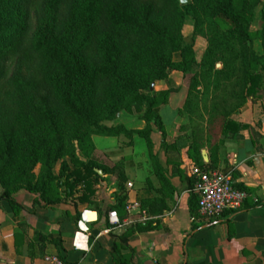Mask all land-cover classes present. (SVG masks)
I'll use <instances>...</instances> for the list:
<instances>
[{
    "label": "crops",
    "instance_id": "0c3cea01",
    "mask_svg": "<svg viewBox=\"0 0 264 264\" xmlns=\"http://www.w3.org/2000/svg\"><path fill=\"white\" fill-rule=\"evenodd\" d=\"M168 81L152 85L157 94L173 89L154 107L163 133L153 122L131 116L118 124L133 131L130 139L91 137L102 165L124 163L123 191L110 172L102 175L92 203L70 209L36 204V195L25 190L14 192L20 208L0 209V264H47L44 257L52 254L69 264H264V100L257 105L247 100L239 109L235 118L249 127L239 138L220 137L206 122L201 125L203 163L212 159L218 170H231L233 185L246 193L240 208L204 219L189 175L197 166L193 133L182 128L187 86L176 72ZM121 196L124 209L115 210L120 226L112 227L108 209Z\"/></svg>",
    "mask_w": 264,
    "mask_h": 264
},
{
    "label": "trees",
    "instance_id": "16d2710c",
    "mask_svg": "<svg viewBox=\"0 0 264 264\" xmlns=\"http://www.w3.org/2000/svg\"><path fill=\"white\" fill-rule=\"evenodd\" d=\"M135 1L0 0V21L5 18L4 27L0 32V82L5 75L7 62L15 61L16 69L4 85L16 92L18 96L16 103L19 109L22 112L32 109L38 124H47L57 129L58 120L54 113L57 107H49L50 103L46 101L44 95L40 94V89L53 85L58 90L56 93L58 108L63 109L75 122L73 134L77 151L83 154L84 160H79L75 155H69L74 165L72 168L63 166L66 172L57 185L61 193L63 192L64 198H74L75 205L92 203L95 200L97 183L106 173L111 172L117 175L116 185L120 192L123 191L121 183L125 180L122 173L124 163L119 162L112 168L102 165L93 155L95 149L91 136L124 135L130 139L133 131H128L121 125L105 128L94 124L90 127L86 118L93 100L100 94L99 88L104 94L109 88L118 93L133 88L130 81L132 78H129L131 75H128L126 65L123 66L124 54L127 51L135 52L144 60V63H150L149 66L154 69L161 68L140 95L141 102L151 114L148 117L149 121L152 120L151 122L161 132V122L154 107L173 89L169 88L166 92L157 94L150 87L156 81H168L167 69L186 73L196 64L192 43L175 49H171L172 47L167 43L164 26L155 19V4L158 1L147 0L140 4ZM173 1L159 0L168 4ZM60 4H65L61 25L38 21L37 28L29 34L31 11L51 9ZM202 4L206 5L209 11V17L204 23L207 46L199 63V73L190 81L193 88L188 91L184 110L190 107V103H200L207 111V126L213 127L216 133L224 137L239 138L238 132L249 127L239 123L233 116L247 100H251L252 103L264 100V54L257 56L254 53L252 41L242 17L260 5V16L264 21V1L193 0L189 4H182L181 9L187 14L194 15L195 5ZM101 17L109 25V29L103 30L99 35L98 47L102 54V62L87 69L81 55L84 52L85 43L96 33ZM215 18L225 21L229 29L218 28L214 22ZM165 46H169L170 50H177L180 60L172 61L169 57L165 58L162 53V48L164 49ZM34 57L39 60L38 80L33 76H25L23 72L26 61ZM217 63L220 64L219 68H216ZM198 83L202 87L201 91L197 89ZM210 95L211 101L208 103L207 98ZM227 104H231V111L227 114L220 113L219 111H224ZM218 119L220 121L217 122ZM16 121L18 120L14 117V122H11L8 127H12ZM145 129H148V125ZM202 134V128L197 132L193 131L191 157L200 168L217 169L214 160L211 159L208 164H204L200 157L202 144L198 141L203 139ZM27 140V138L24 139L22 143L27 149L32 150ZM15 144H20L18 138ZM24 151L26 150L20 153ZM7 154L10 159L12 152L7 151ZM3 168L5 167L0 169L1 186H4L1 179L5 174ZM98 170L102 174H99ZM40 186L28 185L23 189L31 193H36L38 188L45 190L46 185ZM12 193L4 192L0 195V199L6 200L12 209H19L20 207L12 199ZM46 194L41 197L42 202L55 203L54 199H51L48 193ZM124 206L125 196H121L108 211L117 210L120 213ZM112 250L115 251V246Z\"/></svg>",
    "mask_w": 264,
    "mask_h": 264
},
{
    "label": "rangeland",
    "instance_id": "374dc122",
    "mask_svg": "<svg viewBox=\"0 0 264 264\" xmlns=\"http://www.w3.org/2000/svg\"><path fill=\"white\" fill-rule=\"evenodd\" d=\"M108 1L105 0V2ZM146 1L136 0L135 2L140 4ZM157 1L155 4V19L159 20L164 26L167 43L172 47L171 49L192 43L193 55L196 62L195 66L189 68L186 73L171 69L166 70L169 75L176 72L177 75L181 76L183 83L189 91V89L193 88L190 81L194 75L199 73V63L207 46L204 23L209 17V11L204 4L195 5L194 15H190L181 9L182 4L179 0H174L169 4L163 3L164 1ZM191 2L193 0H188V4ZM260 10L261 6L259 5L242 17L252 41V49L257 56L264 54V21L261 19ZM64 13L65 4H60L51 9H43L42 11H31L29 14V34L37 28L38 21L61 25L60 22L63 19ZM214 22L222 30L229 29L227 23L222 19L215 18ZM4 23L5 18H2L0 21V32L4 27ZM107 29H109V25L101 17L96 33L85 43L84 52L81 55L83 64L87 69L101 64L102 54L98 47L99 35L103 30ZM162 53L165 58L169 57L172 61L180 60L177 50H170L169 46H165L164 49L162 48ZM133 54L135 55L133 56ZM143 61L135 52L127 51L124 54L123 66L126 65L128 75H131L129 78H132L130 81L133 88L123 93L114 92L109 88L105 94L99 88L100 94L93 100V104L88 110V117L86 118L88 126L93 127L96 124L105 128H112L118 126L119 122L123 121V118L131 116H137L139 119L149 122L148 117L151 114L141 102L140 95L161 68L154 69L149 66L150 63H144ZM38 63L39 60L36 57L30 61H26L23 67L25 76H33L38 80L40 76L37 73ZM219 67L220 64L217 63L216 68ZM15 69V61L7 62L5 75L0 82V169L5 167L2 169L5 174L1 177L4 186L0 185V195L4 192L11 194L12 192L25 190L23 187L28 185H46L45 190L38 188V191L33 193L36 195V204H40L42 201L41 197L48 193L49 197L55 201L53 204H61L63 208L65 206H69L68 209L70 207L73 208L75 205L74 198H64L63 192L61 193L57 185L66 172L63 170V166L66 165L72 168L74 165L69 155H75L79 160H84L83 154L77 151V143L73 134L75 122L63 109L58 108L56 100L58 90L53 85H47L40 89V94L44 95L46 101L50 103L49 107H57L54 112L58 120L57 129H53L47 124H38L34 112L30 108L22 112L16 103L18 101L16 92L4 85V82L11 77ZM196 77L198 78V76ZM197 89L198 91L202 90L200 83L197 84ZM210 97L211 95L208 96L207 102L211 101ZM253 105H257V102L253 103ZM231 109V104H227L224 107V111L220 110L219 112L227 114ZM184 111L185 119L182 128L188 134H192L194 130L197 132L201 125L207 121V111L202 108L200 103H190V107ZM14 117L18 121L12 127H8L11 122H14ZM219 136L221 137L222 135ZM17 138L20 141L18 145L15 144ZM26 138L30 142L32 150L24 146L23 141ZM23 150L26 151L20 153ZM7 151L12 152L10 159L8 158ZM93 155L95 156L94 152ZM97 158L99 161L101 160L100 155H97ZM8 160L10 161L8 162ZM52 176L54 178H50ZM103 180L100 179L97 186L102 187L101 183ZM5 205H8L7 201L0 199V209L4 208Z\"/></svg>",
    "mask_w": 264,
    "mask_h": 264
},
{
    "label": "built area",
    "instance_id": "2783aa9c",
    "mask_svg": "<svg viewBox=\"0 0 264 264\" xmlns=\"http://www.w3.org/2000/svg\"><path fill=\"white\" fill-rule=\"evenodd\" d=\"M189 175L193 179L192 193L196 199L197 213L201 218L212 219L222 215L226 210H236L242 206L246 193L235 187L232 181L231 170L203 169L192 166ZM132 190V184H127ZM133 207V203L126 204V211ZM108 222L112 227L120 226L117 212L107 214ZM47 264H69L58 255H46Z\"/></svg>",
    "mask_w": 264,
    "mask_h": 264
},
{
    "label": "water",
    "instance_id": "95a60500",
    "mask_svg": "<svg viewBox=\"0 0 264 264\" xmlns=\"http://www.w3.org/2000/svg\"><path fill=\"white\" fill-rule=\"evenodd\" d=\"M179 2L181 4H186V3H188V0H179ZM152 88H153V86L150 87V89H152ZM98 173H100V172L98 171Z\"/></svg>",
    "mask_w": 264,
    "mask_h": 264
}]
</instances>
